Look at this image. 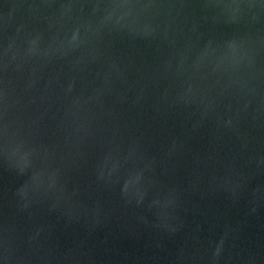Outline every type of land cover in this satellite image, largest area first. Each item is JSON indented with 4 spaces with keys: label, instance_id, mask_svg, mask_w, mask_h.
<instances>
[{
    "label": "water",
    "instance_id": "water-1",
    "mask_svg": "<svg viewBox=\"0 0 264 264\" xmlns=\"http://www.w3.org/2000/svg\"><path fill=\"white\" fill-rule=\"evenodd\" d=\"M0 264H264V0H0Z\"/></svg>",
    "mask_w": 264,
    "mask_h": 264
}]
</instances>
